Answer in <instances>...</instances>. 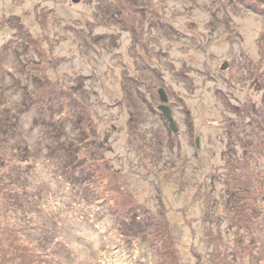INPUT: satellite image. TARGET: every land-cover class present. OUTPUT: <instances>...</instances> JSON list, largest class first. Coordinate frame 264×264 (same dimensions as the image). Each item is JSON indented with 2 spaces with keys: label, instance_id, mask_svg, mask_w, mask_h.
Returning <instances> with one entry per match:
<instances>
[{
  "label": "rangeland",
  "instance_id": "obj_1",
  "mask_svg": "<svg viewBox=\"0 0 264 264\" xmlns=\"http://www.w3.org/2000/svg\"><path fill=\"white\" fill-rule=\"evenodd\" d=\"M0 264H264V0H0Z\"/></svg>",
  "mask_w": 264,
  "mask_h": 264
},
{
  "label": "water",
  "instance_id": "obj_2",
  "mask_svg": "<svg viewBox=\"0 0 264 264\" xmlns=\"http://www.w3.org/2000/svg\"><path fill=\"white\" fill-rule=\"evenodd\" d=\"M157 92L159 94V99H160V103L157 105V109L162 113V116L166 119L168 128L171 131L176 132L177 126L174 122V119H173V116L171 113V109L166 104L167 96L165 94V91L163 90V88L160 87L157 89ZM197 143H198V137L196 138V144Z\"/></svg>",
  "mask_w": 264,
  "mask_h": 264
},
{
  "label": "trees",
  "instance_id": "obj_3",
  "mask_svg": "<svg viewBox=\"0 0 264 264\" xmlns=\"http://www.w3.org/2000/svg\"><path fill=\"white\" fill-rule=\"evenodd\" d=\"M254 3V2H253ZM256 7L255 6H251V9L252 10H256L255 9ZM256 11H261L260 9L259 10H256ZM152 17V16H151ZM25 46H26V43H25ZM7 46L6 45H4L3 47H2V49H4V48H6ZM256 115V114H255ZM256 117V116H255ZM258 119H259V117H258ZM75 157V156H74ZM76 158V157H75ZM129 219H130V216H129ZM129 222V221H128ZM128 226H131V225H129V223H128ZM140 227H142V229H141V231H140V233L141 232H143L144 231V229H146V228H148V226L147 225H145L143 222L141 223V226ZM144 227V228H143ZM139 232V231H138Z\"/></svg>",
  "mask_w": 264,
  "mask_h": 264
},
{
  "label": "bare ground",
  "instance_id": "obj_4",
  "mask_svg": "<svg viewBox=\"0 0 264 264\" xmlns=\"http://www.w3.org/2000/svg\"><path fill=\"white\" fill-rule=\"evenodd\" d=\"M243 27H244V25H243ZM249 30L251 31V29H249ZM249 30H248L247 32H245V34H246V38H248V37L250 36V35H249V34H250V31H249Z\"/></svg>",
  "mask_w": 264,
  "mask_h": 264
},
{
  "label": "flooded vegetation",
  "instance_id": "obj_5",
  "mask_svg": "<svg viewBox=\"0 0 264 264\" xmlns=\"http://www.w3.org/2000/svg\"><path fill=\"white\" fill-rule=\"evenodd\" d=\"M161 113V112H160ZM162 114V113H161Z\"/></svg>",
  "mask_w": 264,
  "mask_h": 264
}]
</instances>
